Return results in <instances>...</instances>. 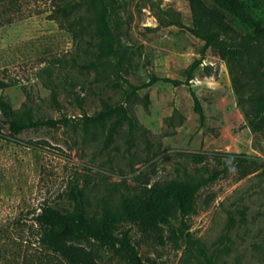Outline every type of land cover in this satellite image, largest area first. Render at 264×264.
I'll return each instance as SVG.
<instances>
[{
    "label": "rangeland",
    "instance_id": "374dc122",
    "mask_svg": "<svg viewBox=\"0 0 264 264\" xmlns=\"http://www.w3.org/2000/svg\"><path fill=\"white\" fill-rule=\"evenodd\" d=\"M89 1L0 0V78L9 82L0 101L18 113L27 102L35 119H73L18 135L0 124V264H68L41 244L35 216L47 204L78 213L77 188L90 216L108 218L116 234L129 231L145 264H206L189 247V232L216 264H264V131L249 124L251 104L237 91H264V40L224 59L214 47L203 53V40L171 24H193L190 0H106L119 52L107 58ZM240 1L264 26V0ZM70 2L80 4L64 17L58 6ZM205 4L228 24L224 37L240 44L253 35L239 16ZM197 59L190 85H147L155 76L186 81ZM129 83L140 87L130 99ZM106 104L128 106L138 127L125 123L110 137L117 114L84 127L81 117ZM234 157L242 164L202 187L183 218L179 193ZM160 189L167 223L151 209ZM86 244L102 264H129L108 245Z\"/></svg>",
    "mask_w": 264,
    "mask_h": 264
},
{
    "label": "trees",
    "instance_id": "16d2710c",
    "mask_svg": "<svg viewBox=\"0 0 264 264\" xmlns=\"http://www.w3.org/2000/svg\"><path fill=\"white\" fill-rule=\"evenodd\" d=\"M221 9L234 13L243 19L253 28V35L250 36L244 43H236L226 37L224 34L229 30L228 24L221 18L213 17L211 11L206 7L205 0H190L193 14V24L190 26L184 25L179 21H173L171 24H176L187 28L193 35L204 41L202 52L207 48H216L222 58L228 60L237 59L242 53L248 51L252 44L258 40H264V26L261 21L253 19L247 12L245 5L240 0H212ZM91 5L96 11L95 22L97 25V33L100 39V55L109 58L110 56H118L117 36L114 28L110 24V6L106 0H90ZM80 3H66L59 5L57 11L64 17H69L71 10L77 7ZM79 19L73 21V25L78 24ZM202 63V59L195 60L187 69V80L171 79L169 77L160 78L153 77L147 85H151L159 80L171 82L173 85L180 84L190 85V81L194 78V71ZM9 86V82L0 78V90ZM131 90L128 91V99H130L139 86L129 83ZM237 91L241 96V102H249L251 109L248 111L249 124L257 131H264V91L252 93L250 97H246L241 87H237ZM191 93L195 101V108L203 117L204 111L200 99L196 92L191 88ZM52 101L58 103L56 90H52ZM24 108L21 112L12 110L10 104L5 100L0 101V124H7L13 135H18L21 132L41 126L57 127L61 124L67 126L73 119L68 117L35 119L32 113V108L28 103H24ZM117 114V118L110 126L109 136L112 137L118 128L128 123L131 128H137L138 123L130 114L128 106L125 104L111 105L106 104L102 110L95 114H84L81 121L84 127L92 125H102L109 118ZM195 158H200L199 155H194ZM242 158L234 157L231 161H225L222 169H217L207 176L190 182L184 190L178 195V204L183 218H186L192 211L194 201L198 191L215 181L221 175L231 171L236 166L241 165ZM164 190H158L156 199L151 201V209L156 218L162 222H169L168 203L165 197ZM71 196L76 200L78 213H70L63 208L47 204L35 216V221L41 228L40 242L41 244L61 256L68 264H102L99 253L87 246L86 242L95 240L103 245H108L115 249L116 255L125 259L129 264H145L137 247L131 240L129 231H123L121 234L115 233V228L108 218H98L90 216L84 202V195L81 189L71 191ZM187 242L189 247L195 250L199 256L205 259L206 264H216L213 255H210L203 244H201L190 232L187 234Z\"/></svg>",
    "mask_w": 264,
    "mask_h": 264
}]
</instances>
